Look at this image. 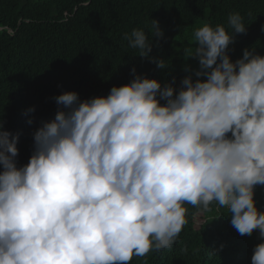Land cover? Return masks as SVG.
Here are the masks:
<instances>
[{
	"label": "clouds",
	"instance_id": "obj_1",
	"mask_svg": "<svg viewBox=\"0 0 264 264\" xmlns=\"http://www.w3.org/2000/svg\"><path fill=\"white\" fill-rule=\"evenodd\" d=\"M150 25L147 35L134 28L123 39L165 69L149 57L148 36H163L156 20ZM228 27L195 29L196 47L185 55L206 81L185 77L175 95L136 75L107 97H55L65 110L34 132L23 167L18 136L0 124V264H130L172 248L188 224L186 205L226 208L241 236L257 230L264 241L254 201L264 186V56L245 49L231 62L244 17L230 13ZM251 264H264V242Z\"/></svg>",
	"mask_w": 264,
	"mask_h": 264
},
{
	"label": "trees",
	"instance_id": "obj_2",
	"mask_svg": "<svg viewBox=\"0 0 264 264\" xmlns=\"http://www.w3.org/2000/svg\"><path fill=\"white\" fill-rule=\"evenodd\" d=\"M233 12L244 17L246 33L234 35L230 61L241 59L245 49L264 56V0H0V124L18 136L17 168L34 152V132L65 110L55 97L66 92L77 93L80 101L107 97L112 87L127 85L136 75L155 79L162 88L171 85L175 95L187 77L183 47L192 27L202 21L230 32ZM150 20L158 22L163 36H148L149 57L163 59L165 69L138 56L123 39L134 28L147 35ZM254 191L255 206L264 212V186ZM186 207L188 224L172 248L134 256L130 264H251L253 249L264 242L257 230L241 236L230 223L231 213L215 203L207 213Z\"/></svg>",
	"mask_w": 264,
	"mask_h": 264
},
{
	"label": "rangeland",
	"instance_id": "obj_3",
	"mask_svg": "<svg viewBox=\"0 0 264 264\" xmlns=\"http://www.w3.org/2000/svg\"><path fill=\"white\" fill-rule=\"evenodd\" d=\"M203 22L202 21H198L197 23H195V25L192 27V34H191V38L189 39L188 43L183 47L184 51L186 49H192L194 51V48L196 47L195 45V40L193 38V33L195 31V29L199 28V27H202L203 26ZM179 42V39L178 38H175L174 39V43L175 44H178ZM184 59H185V64H184V71L186 73V76H190L192 78H197L195 76V72L196 71H199L200 68H199V63H198V60L194 57H188L184 54ZM201 77H199L198 79H200Z\"/></svg>",
	"mask_w": 264,
	"mask_h": 264
}]
</instances>
